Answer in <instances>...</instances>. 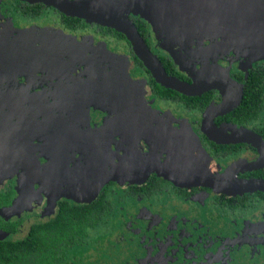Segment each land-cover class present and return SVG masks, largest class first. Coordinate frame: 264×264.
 <instances>
[{
	"label": "flooded vegetation",
	"instance_id": "af4514ba",
	"mask_svg": "<svg viewBox=\"0 0 264 264\" xmlns=\"http://www.w3.org/2000/svg\"><path fill=\"white\" fill-rule=\"evenodd\" d=\"M35 4L43 5L30 6ZM63 15L76 17L41 1L0 0V114L14 123L5 121L0 129L32 131L23 138L21 132L2 137L7 142L0 138V241L25 239L39 225L49 251L54 253L55 237L63 252L44 264H264V191L228 194L195 185L198 181L193 179L209 174L225 184L224 172L236 164V183L264 180L263 153L252 142L242 141L250 132L264 141V97L256 94L248 112L239 111L251 70L264 61L246 68L230 64L229 73L242 86V95L236 105L217 111L212 135L221 141H216L206 132L204 120L207 110L227 101L223 92L212 88L184 94L199 97L197 104L175 101L167 93L161 97L151 85L157 80L123 32L119 31L129 44L94 22L71 29ZM149 30L150 42L145 41L151 50L157 56L170 55L185 78L174 76L193 83L209 41L194 44L203 62L199 66L195 57L194 75H189L160 46L150 23ZM59 31L79 39L94 37L125 55L131 62L129 72L150 90L147 105L154 108L158 122L154 124L147 110L148 121L119 136L142 115L114 99H126L131 91L125 77H115L114 70L119 65V74L122 64L105 62L106 58L90 61ZM22 51L29 55L22 56ZM216 55L219 52L209 57L210 65ZM217 63L216 68L229 66ZM239 96L235 89L232 99ZM122 113L129 115L118 118ZM190 134L205 150L206 165H198L197 158L186 160L192 155L187 148ZM156 159L179 176L170 180L161 175L153 167ZM112 165L125 170L117 168V179L95 193ZM65 192L82 197L78 201Z\"/></svg>",
	"mask_w": 264,
	"mask_h": 264
},
{
	"label": "rangeland",
	"instance_id": "374dc122",
	"mask_svg": "<svg viewBox=\"0 0 264 264\" xmlns=\"http://www.w3.org/2000/svg\"><path fill=\"white\" fill-rule=\"evenodd\" d=\"M111 1L113 3L117 2V0ZM126 2L127 4L122 6L123 12L140 15L150 22L160 46L168 51L178 62L181 69L187 71L189 75H194L192 65L195 57L197 58L196 60L200 59L194 51V44L201 46L209 41L207 47L218 46L228 40L233 35L232 29L235 28V25L243 21L246 22L252 32L259 29L255 36L258 39L256 47L262 48V53L258 54L257 49L254 58L247 57L245 50L239 49L238 46L235 49L234 47L230 48L228 43H223L222 48L219 50V55H216L211 67L216 68L217 62L220 61L228 63V70H230L232 69L230 64L232 65L233 63H237L236 66L241 68H246L255 61H264V0H127ZM157 11L160 12L157 14ZM181 13L183 16L190 18V20L184 22V25L181 23ZM258 21H261L260 24L257 23ZM11 31L12 28L10 29ZM59 32L62 35L65 34L68 39L75 41L77 43V53L89 58L90 61L96 58L101 62L106 58L105 62L116 60V62L122 64L119 74V65L114 70L117 75L115 77H125V81L129 83L127 91H131H126V99L121 98L120 101L118 96L114 99L125 104V107L127 105L129 111L136 112V110H139L142 115H140V119L132 123L130 128H122L119 131V136L131 133L135 125L148 121L149 118L145 115L147 110L151 111L153 115L151 120H153L154 124L158 122L159 117L157 118L154 108L147 105L146 96L150 95V90L145 82L133 77L131 72H129L128 66L131 62L125 55L115 52L105 42L97 43L94 37L91 39H79L76 36L71 37L70 34ZM192 36L193 38L191 39ZM21 40L22 38L17 40L18 43L22 42ZM237 43L241 46L242 40L238 38ZM202 62V59H200L196 64L202 66ZM128 115L122 113L118 118H124ZM190 136L192 137L189 138L187 148L192 155L189 154L191 157L187 156L186 160L197 158L198 165H206L207 162L205 161L208 160V157L204 153L205 150L199 141L194 139L193 134H190ZM40 188L43 191L46 187L43 188L41 184Z\"/></svg>",
	"mask_w": 264,
	"mask_h": 264
},
{
	"label": "water",
	"instance_id": "95a60500",
	"mask_svg": "<svg viewBox=\"0 0 264 264\" xmlns=\"http://www.w3.org/2000/svg\"><path fill=\"white\" fill-rule=\"evenodd\" d=\"M29 1L32 2L41 1L47 5L56 7L65 14L83 18L87 21L94 22L103 26H109L118 31L123 32L127 36L128 40L131 42L136 55L144 62L145 66L150 70L154 78L160 84L166 87H170L186 95L199 94L212 88L219 89L221 92L225 94L226 97H228V99L222 105H219L217 107H211L209 110H207L204 120V124L208 128V129L205 128L207 130L206 132H209L212 139L216 141L218 139L212 135V133H215L214 117L217 114H219L217 111L221 112L225 107H232L233 103L237 104L240 101L242 95V86L232 79L228 68L225 69H222V67L211 68V65L209 63V57L219 52V50L222 48L223 43H228L230 45V48L234 47L235 49L236 46H238L239 49L242 48L247 53V56L251 58H254L256 56L257 52L255 51H257V49H258V54L262 53V48L256 47L258 39L255 38V36L257 34V31L259 32V29H257V31L255 32H252L250 30V27L246 24V22L243 21L242 23L235 25V28L232 29L233 35L229 37L228 40L219 44L218 46L215 45L203 49V52L201 54L204 57L203 68L196 70V74L193 77L194 78L193 83H189L174 75H170L166 71L162 61L148 46L147 42L141 35L135 23L130 18V14L123 12L122 6L124 4H127L126 2L127 0H117V2L115 3H113L111 0H29ZM159 12L160 11H157V14ZM181 16H182L181 23L183 25L186 20H190L189 17L183 16L182 13ZM260 22L261 21H258L257 23L260 24ZM192 38L193 36L191 37V39ZM238 38L242 40V43L240 44L241 46H239V43H237ZM27 55L29 54L26 51H22V56H27ZM36 61L41 65V67H43L47 71L51 70V67L45 64L43 61L40 60H36ZM126 86L128 87V84ZM235 89L236 91L239 90L240 96L237 97V100L234 101L235 98L232 99V92ZM84 94L85 96H88L87 92H84ZM81 95L77 96L79 101H81L82 99ZM75 99H76V95H75ZM226 105H230V106H226ZM5 121H7L6 123H9L10 126L14 125L10 117H6L0 114V126ZM9 131L10 130L0 129V138L2 137L9 138L10 136H13L14 134L20 132L21 134L19 137L23 138L29 135L30 133H32V131L26 132L19 130L15 127H12L11 129L12 133H10ZM245 136L246 138H242V141L247 140L249 142H252L264 155V141L262 140V138L259 135L252 132L246 134ZM3 141L7 142V140L5 139H3ZM226 141L231 142L230 140H226ZM15 147L16 144L14 148ZM153 164H154L153 167L157 169L161 175H164L170 180L174 179L173 177L175 175L179 176L175 172V170H173L166 162L161 164L156 159L154 160ZM155 164H160V166H155ZM158 167H161L162 169L160 168L158 169ZM117 168L121 170H125L123 166L112 165V170L108 171L105 174L104 178L102 179V182L96 184L97 190L95 193H97L99 188L107 181L111 179H117L118 174L116 173L119 172ZM236 171H237V166L235 164V166H230L224 172L223 177L224 180L226 181L225 184H221L220 178L211 176L209 174H196L195 177H193V179H197L198 181L195 182V185L209 186L228 194H237V193L243 194L251 190L264 191V180H252L249 181L248 183L246 182L245 186L242 183H236L234 180V175ZM183 178H181L180 180H182ZM232 188H234V190H230ZM64 194L78 201L82 197L80 194L77 193L69 194L65 192Z\"/></svg>",
	"mask_w": 264,
	"mask_h": 264
},
{
	"label": "trees",
	"instance_id": "16d2710c",
	"mask_svg": "<svg viewBox=\"0 0 264 264\" xmlns=\"http://www.w3.org/2000/svg\"><path fill=\"white\" fill-rule=\"evenodd\" d=\"M42 5L43 4H35L30 6L41 7ZM63 16L66 19V22L71 29L81 28L87 24L96 25L79 17H67L65 15ZM130 18L133 20V22L135 23L136 27L139 29L140 33L145 38V40L147 42H150L148 37L150 33L149 22L145 18L133 14L130 15ZM100 28L106 30L108 33L113 34L114 36H118L126 40V42L128 43L126 36L120 33L118 30L106 26H100ZM134 56L137 59V62L143 64L142 61L136 55ZM158 57L162 61L166 71L172 73L173 75H177L179 77L185 78L183 74L178 71L177 64L171 58L170 55L160 54V56L158 55ZM151 85L154 91L158 89L160 93L158 91L157 93L161 97H165L163 96V94L167 93L175 101L189 100L197 104V102H199L200 100L199 97L185 96L184 94H182L177 90L160 86V84H158L157 81L155 80L151 82ZM256 94H260V96L262 95V97H264V63H259L258 66H256L254 69L251 70L250 76L247 79L246 96L239 108V111L245 113L248 112L252 104L251 102L253 98L256 97ZM254 103H256V100L253 101V104ZM251 109H253L254 112L259 110V108L256 107V105L252 106ZM78 213L81 214L82 212H78ZM49 229H51V227H49ZM43 234L44 233L41 232L39 225H37L34 227L31 235H29L25 239H21L17 241H9V242L0 241V264H44V263L53 262L62 252V249L60 248V245L57 242L59 239H56L54 237L52 245L55 250L54 253H51L49 251V246H48L49 243L47 240L44 239ZM45 234L48 235L47 232ZM44 246H46L45 252H43ZM9 253H12V256H9ZM62 256H63V252L61 254V257Z\"/></svg>",
	"mask_w": 264,
	"mask_h": 264
}]
</instances>
